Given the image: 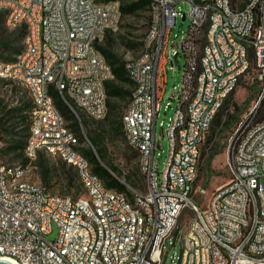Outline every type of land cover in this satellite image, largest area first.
I'll return each mask as SVG.
<instances>
[{"label":"built area","instance_id":"built-area-1","mask_svg":"<svg viewBox=\"0 0 264 264\" xmlns=\"http://www.w3.org/2000/svg\"><path fill=\"white\" fill-rule=\"evenodd\" d=\"M11 1L14 12L10 23H33L30 54L9 67H2L0 59V72H16L32 82L37 97V107L31 111L35 144L38 139L52 141L56 155L76 159V167H81L97 191L99 214L92 216H99V226L84 229L81 206L71 195H57L46 186L42 191L31 189L15 203L0 198V254H28L31 264H145L146 250L154 245L147 244L148 228H157L156 244H163V252L155 260L164 264L167 242L180 233V217L191 208L194 214L188 216H196V224L184 240V253L176 261L173 257L172 264H264V118L249 124L257 125V132H249V126L241 130L244 140H237L235 166H227L231 168L232 187L214 190L215 201L208 212H201L194 198L197 193L203 195V186L196 189L199 175H192L196 139L207 136V121H213L217 101L227 86L237 85L238 72L246 65L239 39H250L257 45L260 73L255 79L264 93V8H254L256 0H234V5H227L226 0H154L142 49L155 45V62L127 61L131 79L137 80L127 111L128 137L138 138L140 163L148 168L150 180L149 189L138 192L148 208L149 222L143 232H136L138 212L129 201L99 187L97 175L85 172L61 129L59 113H54L50 90L40 95L44 78H57L66 95L62 74H69L77 90L98 106V113L90 117L102 119L104 94H99L97 74L111 75L104 72L98 56L90 53L85 37L97 33L100 23L113 26L114 31L121 9L117 4L96 6V0ZM186 4L189 6L184 10ZM159 8H166V18H159ZM181 16L183 22L190 19L189 28L180 43H171ZM251 26H258V35H251ZM197 34L210 38L206 55H197L201 46ZM37 37H44V45H37ZM183 53L187 57L183 81L172 96L177 107L163 128L169 154L160 170L156 126L168 79L167 65L170 62L176 69ZM197 60H205V68H197ZM190 91H197L198 99L189 100ZM182 109H189L192 125H184ZM172 135H179V144H172ZM108 198H117V206L108 207ZM151 203H158V218H151ZM245 204H252V212H245ZM54 224L58 235L50 239ZM244 224H253V231L244 232Z\"/></svg>","mask_w":264,"mask_h":264},{"label":"bare ground","instance_id":"bare-ground-1","mask_svg":"<svg viewBox=\"0 0 264 264\" xmlns=\"http://www.w3.org/2000/svg\"><path fill=\"white\" fill-rule=\"evenodd\" d=\"M150 14L151 11H154V0H150ZM6 9L8 10V14L6 15V23L10 28H16L18 26L24 25L26 29V34L23 40V49L22 51L17 54L15 59L11 62L4 61L2 59V67H9L13 65H17L19 61H22V58L25 57L26 54H30V46L28 43L30 35L33 34V23L28 20H21V21H14L10 23L13 17L14 12V3L11 0H3ZM227 5H234V0H226ZM118 5L120 8V2L116 0H108V1H101L96 0V6L99 7H111L114 5ZM254 8L256 9H263L264 8V0H256L254 1ZM159 18H166V8H159ZM121 19V12L118 13L116 16L115 24H114V31L117 30L118 25ZM113 31V26L107 25V23H100L97 28V33H90L88 37H85V44L89 45L90 53L95 54L99 58V63L101 66H104V72L109 73L111 78L105 74H97V84L99 87V94H104L103 99V113L102 119L106 116L108 112V93L106 89V82L110 79H113L114 75L112 72V67L106 60V58L102 55L100 50L97 47V44L100 43L107 32ZM251 35H258V26H251ZM205 37V44L202 45L201 39L203 40ZM197 41L200 47H197V55H206L208 53V47L210 46V38H207V34H197ZM37 45H44V37H37ZM239 46L242 52L244 53V60H245V67L242 69V72H238V81L237 85H229L227 86V91H225L224 96L221 97L217 101V105L215 107V113L213 116V120L216 117L218 111L223 106L224 102L226 101L227 97L232 93L237 86L239 85L240 81L242 80L243 76L249 71L251 67H253V71L255 76L258 77V73H260V62H258V50L257 45L251 44L250 39H239ZM201 50V54L198 51ZM136 60H147L148 62H155L156 59V46L155 45H147L145 49H141V52L134 58ZM130 61H133L130 60ZM129 70V66H127ZM197 68H205V60H197ZM129 74L131 77V70H129ZM0 78L8 79L14 83H17L23 86L29 95L31 100L32 107H37V97L34 95V86L32 82H29L28 79L23 78V75L17 74L16 72H0ZM134 85L132 90H137V80H132ZM51 85L58 91L61 99L63 100L64 104L76 115V117L81 121V117L79 111L85 113L88 117L90 114H97L98 113V106H95L88 98L83 96V93L80 90H77L76 84H73V80L70 79L69 74H62V86L66 89V95L63 94L61 91L60 86L58 85L57 78H44V85H40V95H47V89L50 90ZM54 90V89H53ZM69 102H68V100ZM198 99V92L197 91H190L189 93V100H196ZM264 100V93H259L258 101L253 109L246 115L245 119L241 120L239 126L235 130L234 134L231 137L232 139L236 137L237 140H244V132L241 130L245 127L249 126V132H257V125H249L250 123L254 122L253 118L257 111V108L260 102ZM50 102L53 105L54 113H59V121L61 125V129L65 131V137H68V144L69 146H74V155L79 157L83 164L85 165V172L89 175H97L92 170V163L85 156L80 148L81 141L76 133L69 127L66 119L64 118L61 111L58 109L54 102V98L52 94H50ZM70 103V104H69ZM74 107H72V106ZM132 106V95L128 107L125 112L124 124H125V132L129 143L138 150V138L136 137H128V123H127V111L129 107ZM77 110V111H76ZM30 110V127H29V135L27 136L25 142L24 153L27 159V163L25 162H14L8 163L5 162L2 158H0V198L6 199L8 203H15V201L23 200L24 197L27 196L28 190L35 189V191H42L45 186L33 181L29 178V169L32 162L37 158L40 151H45L48 154L56 155L54 153V144L52 141H46L45 139H38L37 144H35V117L31 116ZM182 121L184 125H192V117L189 114V109H182ZM213 121H207L206 126V135L209 133ZM3 137V136H2ZM204 139H196L195 144V156H194V163L195 166L192 167V175H199L200 173V161L202 156V147ZM237 140L233 147V150H228L227 155V166H235V147H237ZM35 144V145H34ZM172 144H179V135H172ZM83 145V144H82ZM4 146V142L0 143V151ZM230 148V147H229ZM64 161L73 165L77 170L78 176L82 181V185L86 191V197L81 198H74L71 196V199H76V205L81 206V216H80V223L83 224L85 230H92V226H99V216H92V214H99V206H95V199H97V191L93 188L91 182L87 180L82 172L81 167H76V159H71L70 156H60ZM2 161V162H1ZM144 167V171L148 174V168ZM229 175H231V168H228ZM98 186L105 187L106 192L114 193L115 196L121 197L123 201H129V204L132 210L138 212V219L136 220L135 224V231L136 232H143L145 230V225H148L149 222V215H148V208L143 198H140L139 193L133 195V200H130L126 193L108 188L102 178L98 175ZM148 189L150 187V180L148 175ZM225 187H232V179L229 180V183ZM208 190L206 187H203V195L207 194ZM57 194V193H55ZM61 195V194H57ZM215 201V194L213 195L210 205L213 204ZM117 206V198H108V207H115ZM209 209V208H208ZM208 209H204L201 206V212H208ZM245 212H252V204H245ZM151 218H158V203H151ZM196 224V216H193V219L190 221V227L188 230L187 235H184L183 244H182V253H184V240H188V237L191 235L192 226ZM253 231V224H244V232H251ZM158 241V233L157 228H148L147 232V244H154L152 247L146 250V257H145V264H159L157 262V258L163 252V244H156ZM0 259H7L15 264H31L30 260H28V254L22 253H3L0 254ZM249 264H263V262H249Z\"/></svg>","mask_w":264,"mask_h":264},{"label":"rangeland","instance_id":"rangeland-1","mask_svg":"<svg viewBox=\"0 0 264 264\" xmlns=\"http://www.w3.org/2000/svg\"><path fill=\"white\" fill-rule=\"evenodd\" d=\"M188 4L183 6V9H188ZM0 8H6L3 0H0ZM6 22V18H5ZM7 25V23H6ZM190 25V19L188 18L183 22L182 16L178 19L177 26L172 32L171 43L173 42H181L183 40L184 35L186 34ZM8 26V25H7ZM9 27V26H8ZM20 27V26H19ZM10 28V27H9ZM18 28V27H17ZM1 29V27H0ZM16 29V28H10ZM148 13L140 12L136 15L130 16H121L120 23L116 31H112L116 37V47L118 52L121 53L127 61L134 59L142 49V45L136 44L134 47L128 46L126 41H133L138 43L142 41L145 35L148 32ZM26 30V29H25ZM26 34V32H25ZM25 37V36H24ZM24 40V38H23ZM104 39L101 41L103 44ZM23 45V41H22ZM176 48V46H174ZM23 49V47H22ZM201 54V50L198 51ZM11 62V61H10ZM187 57L186 54L183 53L182 56L179 57V63L176 64V69L172 68V64L169 62L167 65L168 70V79L166 84L165 93L161 102L162 108L160 115L157 120L156 132H157V143L160 144L156 150V163L160 162V170H163L165 167V161L169 154V140L164 134V127H166L169 118L173 115L177 102L172 99V96L178 92L179 87L183 81V74L186 67ZM251 67L249 71L243 76L241 84L236 88V93L234 96L235 104L229 107V111L227 115H224L222 118V126L217 131V134L213 138L210 144L207 143V138L210 137V131L207 134L204 142H203V151L205 154L201 157L200 161V173L199 177L195 183V188L206 187L208 192L205 195L195 194V200L204 208L208 209L210 207L211 199L214 195V190L219 187H225L229 183V170L227 168V155L228 150H233V147L236 143L237 137L232 139L231 137L234 134L235 130L239 126L241 120L245 119L246 115L253 109L256 105L260 93V84L255 79V73ZM27 90L8 79L0 78V102L2 104H6L8 106L17 105L19 99L24 97L28 99ZM169 104L171 106H169ZM127 109V108H126ZM30 113V111H29ZM81 119L84 117L89 118L85 113L79 111ZM98 122L102 119H96ZM31 121V117H30ZM106 122V121H105ZM68 123V122H67ZM110 124V123H109ZM108 123L106 124V131L109 129ZM82 131L85 136V142H83V146L85 148L91 147L92 144L87 136V129L85 126H82ZM29 135V130H28ZM27 135V136H28ZM127 136V135H126ZM106 137V145H107V157L103 160V165L107 168L116 166L118 167L117 173L115 175L120 179V181L126 183L129 189L132 191L133 195L137 192H145L148 188V174L144 171V167H142V173L145 175V183L146 189H139L132 184H130L128 180L129 171L132 167H135L140 163V156L136 154L135 148L129 143L128 138L124 139L121 137H112L111 133L107 131L105 134ZM27 139V137H26ZM9 143L4 139V146L0 151V158H2L5 162L14 163L17 161L27 163V159L25 157V153L21 157H15L13 154H8L7 148ZM230 147V148H229ZM220 151L218 154H215L211 159L210 164L208 161L214 151ZM46 156V159L52 164V171L50 174V181L48 184H45L42 179V173L40 172L39 167L36 164L37 158L32 162L29 169V178L33 181L40 183L46 187H48L52 192L61 194V195H71L74 198H85L86 191L83 187V190H78L76 188L68 191L65 188L66 176L60 168L61 158L58 155H51L46 153L45 151H40ZM39 152V153H40ZM39 155V154H38ZM38 157V156H37ZM82 182V181H81ZM136 191V192H135ZM194 214L191 208H187L182 216L180 217L179 224L182 225V229L180 233L171 238L167 242L168 254L165 259L164 264H172V259L174 257V261H176L177 256L182 253V244L184 235H187L190 221L193 219V216H188ZM58 235V227L56 224L53 225V232L48 235V238L55 239ZM174 243V244H172Z\"/></svg>","mask_w":264,"mask_h":264},{"label":"trees","instance_id":"trees-1","mask_svg":"<svg viewBox=\"0 0 264 264\" xmlns=\"http://www.w3.org/2000/svg\"><path fill=\"white\" fill-rule=\"evenodd\" d=\"M116 1L120 2L121 16L123 17L136 15L140 12H147L149 28L152 19L150 14V0ZM7 14L8 10L6 8H0V57L4 61L10 62L13 61L17 54L22 51V41L26 30L24 25H21L20 27L18 26L16 29H10L5 22ZM115 41V34L112 31H109L104 37L103 44H101V42L97 44L98 49L111 65L114 75L113 79H110L106 82V89L108 93V112L101 121L98 122L92 117H84L80 121L76 115L72 113V111L64 104L58 91L53 85L50 87V93L54 98L56 106L68 122L69 127H71V129L79 137L81 141V147H78V149L80 148L81 152L87 156L92 163L93 172L102 178L104 184L108 188L122 191L126 193L130 200H133V193L129 189L128 185L120 181V179L115 175V172L117 173L118 171V167L113 166L107 168L102 162L106 159L108 154L105 137L107 131L109 134L111 133L112 137H121L124 139L127 138L123 115L126 107H128L127 105L130 102L134 85L127 68V60L124 59L123 55L118 52ZM142 41L138 43L126 41L125 44L130 47H134L136 44L142 45ZM201 43L202 45L205 44V37H203V40L201 39ZM241 81L239 84H241ZM235 93V90L230 93L214 118L210 129V137L207 138L208 144L211 143L217 134V131L221 128L222 118L224 115L228 114L229 107L233 104L237 106L233 100ZM31 108L32 105L29 96L28 99L21 97L18 104L11 107L0 102V136H3L2 138L6 139V141L9 143L6 153L13 154L15 157H21L24 153L26 137L30 127L29 111ZM256 112L257 113H255L256 115H254L253 121L264 118V100L260 102ZM107 123L110 124L108 125L109 129L106 131L105 126ZM82 126H85L87 129V136L89 137V140L92 144L91 147L85 148L82 145V143L85 142ZM135 150L136 154L140 156V152L137 149ZM219 152V150L212 152L208 164H210L214 155L218 154ZM204 154L205 152L202 150V156ZM36 164L42 173V179L44 183L48 184L50 181L52 164L41 152L37 157ZM60 168H62V171L66 176L67 180L65 183V188L68 191H71L74 188L83 190L82 182L78 176L77 170L73 165L67 163L61 158ZM142 170L141 163L137 164L135 167H132L129 171L128 180L133 186L145 190V175L142 173Z\"/></svg>","mask_w":264,"mask_h":264},{"label":"water","instance_id":"water-1","mask_svg":"<svg viewBox=\"0 0 264 264\" xmlns=\"http://www.w3.org/2000/svg\"><path fill=\"white\" fill-rule=\"evenodd\" d=\"M183 19H185V17H183ZM0 264H15V263L7 259H0Z\"/></svg>","mask_w":264,"mask_h":264},{"label":"crops","instance_id":"crops-1","mask_svg":"<svg viewBox=\"0 0 264 264\" xmlns=\"http://www.w3.org/2000/svg\"><path fill=\"white\" fill-rule=\"evenodd\" d=\"M238 87V86H237ZM236 90V89H235ZM234 100V99H233ZM128 106V105H127ZM127 108V107H126ZM125 112H126V109L124 111V115H123V121H124V116H125Z\"/></svg>","mask_w":264,"mask_h":264}]
</instances>
